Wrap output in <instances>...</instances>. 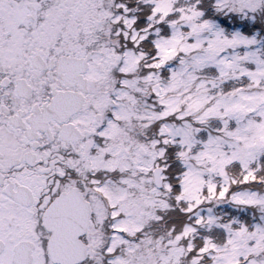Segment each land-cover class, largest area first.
I'll list each match as a JSON object with an SVG mask.
<instances>
[{
	"label": "snow or ice",
	"instance_id": "obj_1",
	"mask_svg": "<svg viewBox=\"0 0 264 264\" xmlns=\"http://www.w3.org/2000/svg\"><path fill=\"white\" fill-rule=\"evenodd\" d=\"M0 264H264V0H0Z\"/></svg>",
	"mask_w": 264,
	"mask_h": 264
}]
</instances>
